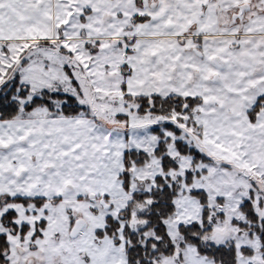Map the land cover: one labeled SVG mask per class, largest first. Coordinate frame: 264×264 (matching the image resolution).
Listing matches in <instances>:
<instances>
[{"label": "snow or ice", "instance_id": "obj_1", "mask_svg": "<svg viewBox=\"0 0 264 264\" xmlns=\"http://www.w3.org/2000/svg\"><path fill=\"white\" fill-rule=\"evenodd\" d=\"M0 264H264V0H0Z\"/></svg>", "mask_w": 264, "mask_h": 264}]
</instances>
